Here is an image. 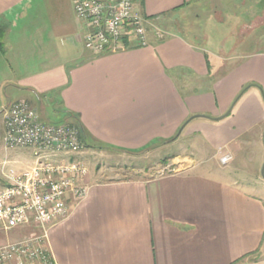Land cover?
<instances>
[{
  "label": "crops",
  "instance_id": "0c3cea01",
  "mask_svg": "<svg viewBox=\"0 0 264 264\" xmlns=\"http://www.w3.org/2000/svg\"><path fill=\"white\" fill-rule=\"evenodd\" d=\"M136 4L148 45L131 41L95 58L73 0H0V191L5 173L28 168L36 155L4 143V113L17 101L126 152L179 136L192 157L173 158L165 175L103 180L88 166L87 196L70 198L69 217L49 228L56 264H264V192L247 191L218 157L227 150L233 165L262 144L264 25L229 51L213 49L214 65L208 49L169 22L214 0ZM89 151L69 159L84 161Z\"/></svg>",
  "mask_w": 264,
  "mask_h": 264
},
{
  "label": "built area",
  "instance_id": "2783aa9c",
  "mask_svg": "<svg viewBox=\"0 0 264 264\" xmlns=\"http://www.w3.org/2000/svg\"><path fill=\"white\" fill-rule=\"evenodd\" d=\"M76 17L85 33L82 41L93 56L127 49L126 42L148 45L147 21L136 0H73ZM7 148H31L34 162L23 170L5 173L0 191V231L25 235L0 246V264H56L48 242L49 228L70 215L69 199L82 200L88 188L81 181L89 175L80 155L86 145L77 126L50 124L34 107L17 101L4 113ZM221 165L233 161L227 150L218 153Z\"/></svg>",
  "mask_w": 264,
  "mask_h": 264
},
{
  "label": "rangeland",
  "instance_id": "374dc122",
  "mask_svg": "<svg viewBox=\"0 0 264 264\" xmlns=\"http://www.w3.org/2000/svg\"><path fill=\"white\" fill-rule=\"evenodd\" d=\"M259 5L264 6V0H214V6L208 8L209 4L206 9L203 8V11L194 10L185 16L176 14L169 21L170 28L188 35L196 44L208 49L211 61L216 65L219 57L213 54V49L223 46L224 51H229L233 40L240 43L243 38L255 34L254 32L259 30L258 27L261 28L264 25V11ZM41 119L50 124H59L64 120L61 116L53 115L49 110ZM1 129L0 125V146H2V153L5 154L3 145H1ZM167 144V146L165 144L153 145L139 155H127L111 150L101 152L105 150L96 148L94 149L96 152L86 153L87 157L83 162L89 166L91 171L98 173L103 180L145 179L151 176H161L170 172V167L164 164L171 163L173 158L192 157L189 151V141L181 138ZM208 163L211 167L217 165L215 160ZM232 163L227 166L218 164L221 168H228L230 176L240 182L247 191L262 195L264 192V179L261 175L264 165V132L260 147H247L243 159H238L233 165ZM22 237L25 235H6L0 232V246Z\"/></svg>",
  "mask_w": 264,
  "mask_h": 264
},
{
  "label": "trees",
  "instance_id": "16d2710c",
  "mask_svg": "<svg viewBox=\"0 0 264 264\" xmlns=\"http://www.w3.org/2000/svg\"><path fill=\"white\" fill-rule=\"evenodd\" d=\"M126 44H128V42H126ZM107 55V54H106ZM103 56H105V55H103ZM101 57V56H100ZM95 58H97V57H95ZM77 126V125H76ZM79 129H80V131H81V133H82V136H83V141H84V143H85V145L87 146V147H89V148H92V149H99V150H111V151H114V152H118V153H127V154H130V155H139V154H141L142 152H144V151H146V150H144V151H141V152H126V151H123V150H119V149H116V148H111V147H108V146H101V145H97V144H94V143H92V142H90V140L87 138V136H86V134H85V138H84V133H83V131H82V129L79 127V126H77ZM178 137L179 136H177V138H174L173 140H171V141H169V142H167V143H170V142H173V141H175L176 139H178ZM152 147V146H151ZM150 147V148H151ZM149 149V148H148Z\"/></svg>",
  "mask_w": 264,
  "mask_h": 264
},
{
  "label": "water",
  "instance_id": "95a60500",
  "mask_svg": "<svg viewBox=\"0 0 264 264\" xmlns=\"http://www.w3.org/2000/svg\"><path fill=\"white\" fill-rule=\"evenodd\" d=\"M261 175H262V178L264 179V165H263V168L261 170Z\"/></svg>",
  "mask_w": 264,
  "mask_h": 264
}]
</instances>
